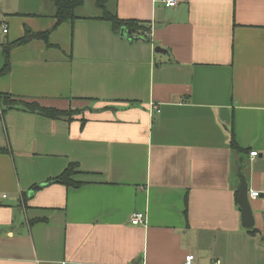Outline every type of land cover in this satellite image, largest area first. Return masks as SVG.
I'll return each instance as SVG.
<instances>
[{"label":"crops","instance_id":"0c3cea01","mask_svg":"<svg viewBox=\"0 0 264 264\" xmlns=\"http://www.w3.org/2000/svg\"><path fill=\"white\" fill-rule=\"evenodd\" d=\"M176 1L108 2L147 40L116 34L96 6L48 44L12 48L0 94L82 112L0 113V264H264V0ZM54 15L49 0H0V70L3 46ZM70 163L80 187L29 195ZM240 168L259 193L256 234L236 203Z\"/></svg>","mask_w":264,"mask_h":264},{"label":"trees","instance_id":"16d2710c","mask_svg":"<svg viewBox=\"0 0 264 264\" xmlns=\"http://www.w3.org/2000/svg\"><path fill=\"white\" fill-rule=\"evenodd\" d=\"M53 3L55 7V24L50 30L45 32L34 33L30 30H27L25 35L12 42L6 46H3L2 56L4 58V66L0 70V76H4L8 74L11 70V61L10 54L12 48L24 46L27 43L33 40H41L45 43H49V37L54 30H57L59 26L64 23H69L74 25V23L79 18L76 14V11L83 7L84 4L88 0H49ZM96 2L97 8L101 11L100 20L108 21L112 24L113 31L116 34H121L122 29H126L131 32V35L135 38H143L145 40L148 39V33L150 32V28L145 22L139 21H128L122 20L118 17V15L111 13L107 9V4L110 0H94ZM12 110H20L23 112H28L32 114L40 115L44 118L51 120H66L68 122L72 121L76 115H79L82 110H58L54 108H45L39 105L36 102H29L23 98L14 97L10 94H0V113L2 115L6 114ZM230 147L233 151L245 155L248 153L247 150H244L240 147L238 142L236 141L234 135H232ZM1 151H5L4 149H0ZM78 174V165L76 163H70V165L65 169V171L60 174L58 177L51 179L48 184H61L63 186L75 187L78 188L82 185V183L77 182L75 180V176ZM24 197L27 195L24 194ZM236 203L239 207V193L235 194ZM26 199V198H25ZM188 196L185 200V216L188 214ZM38 222V221H37ZM251 234H256L257 231L255 229L248 230Z\"/></svg>","mask_w":264,"mask_h":264},{"label":"water","instance_id":"95a60500","mask_svg":"<svg viewBox=\"0 0 264 264\" xmlns=\"http://www.w3.org/2000/svg\"><path fill=\"white\" fill-rule=\"evenodd\" d=\"M122 37L130 39V40H143V38H135L131 35V32L127 31L126 29H122L121 34ZM157 53L166 52L163 51L161 48L156 49ZM239 177H240V184L238 187L239 193V210L241 212V219L242 225L245 229H252L255 226V215L251 205V201L249 198V185L246 180V176L242 173V168L239 169ZM48 185V183L43 185H38L34 187L33 191L29 195H33L35 191L40 190L44 186Z\"/></svg>","mask_w":264,"mask_h":264},{"label":"built area","instance_id":"2783aa9c","mask_svg":"<svg viewBox=\"0 0 264 264\" xmlns=\"http://www.w3.org/2000/svg\"><path fill=\"white\" fill-rule=\"evenodd\" d=\"M162 3L169 8H174L177 6V1L176 0H161ZM3 33L7 34L8 32V27L7 26H3ZM156 109V112L159 113V108L153 106V109ZM251 156H257V152H252ZM259 197V193L258 192H250L249 193V198H257ZM8 199V194L6 193H2L0 194V205L2 204L3 201H6ZM131 224L135 225V226H139V225H146L147 224V216L145 213H135L132 216L131 219ZM194 260H195V256L192 254H189L185 257V260L183 262V264H194ZM216 264H220V262H217Z\"/></svg>","mask_w":264,"mask_h":264},{"label":"rangeland","instance_id":"374dc122","mask_svg":"<svg viewBox=\"0 0 264 264\" xmlns=\"http://www.w3.org/2000/svg\"><path fill=\"white\" fill-rule=\"evenodd\" d=\"M96 12H98V10L96 8L94 0H88L82 9L76 11L78 15L83 17L94 15L96 14Z\"/></svg>","mask_w":264,"mask_h":264}]
</instances>
